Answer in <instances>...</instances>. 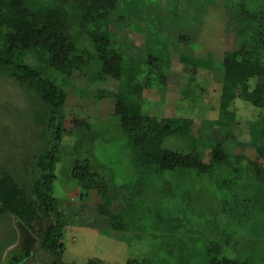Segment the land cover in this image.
<instances>
[{
    "label": "rangeland",
    "instance_id": "1",
    "mask_svg": "<svg viewBox=\"0 0 264 264\" xmlns=\"http://www.w3.org/2000/svg\"><path fill=\"white\" fill-rule=\"evenodd\" d=\"M34 1L53 5L68 0ZM243 9L252 15L264 12V0L118 1L108 18L115 46L126 58L142 62L143 69L149 55L159 57L165 76L164 87H144V113L159 121L192 120L195 133L204 134L203 161H211L216 144L227 161L209 173H158L140 166L114 115L110 94L118 90V81L90 84L86 73L74 71L64 89L61 138L50 136L52 123L47 128L54 159L49 165L53 198L31 197L21 221L34 235L54 225L53 239L63 249H57V261L36 245L22 264H124L129 258H144L149 264H206L205 248L211 241L222 244L220 257L264 264V74L238 89L229 127L218 115L224 56L245 55L255 37L252 20H243ZM29 53L25 65L36 71L46 68L48 59L41 50ZM257 89L259 105L243 99L245 91ZM100 90L108 94L99 97ZM32 96L30 89L0 73V162L29 180L31 157L43 144L38 128L46 125L41 121L44 112L35 113L40 103ZM163 147L186 151L190 145L172 135ZM74 158L93 165L107 182L111 199L76 184L70 173ZM100 184L98 180L93 187ZM10 223L0 218L2 263L16 243Z\"/></svg>",
    "mask_w": 264,
    "mask_h": 264
},
{
    "label": "trees",
    "instance_id": "2",
    "mask_svg": "<svg viewBox=\"0 0 264 264\" xmlns=\"http://www.w3.org/2000/svg\"><path fill=\"white\" fill-rule=\"evenodd\" d=\"M118 1L68 0L43 5L34 0H0V73H6L32 91L34 97L30 99L37 98L40 103L39 110L36 109L35 113L43 111L44 117L41 121L46 120V125L38 128V136L43 144L35 148L36 155L31 157V180L19 176L20 172L18 175L13 173L0 162V218H9L16 241L17 232L12 219L16 217L24 222L31 208L29 199L36 194L45 199L53 198L50 193L52 188L49 165L54 159L51 156L52 149L47 147V128L52 123L55 128L50 136L55 140L61 138L62 112L66 100L64 89L65 85H71L74 71L86 73L90 84L98 80L118 81V90L110 94L115 100L114 115L119 118V127L131 142L134 159L140 166L158 173L173 169L179 172L192 170L196 173H209L215 164L227 161L226 153L219 144L211 151V161L208 164L203 161L204 134L195 133L192 120L175 117L159 121L144 113V87H164L165 76L161 75L160 65L157 64L159 57L149 55L145 62L147 69H143L142 62L126 58L122 49L115 46L109 32L108 18L114 12ZM242 15L243 20L250 18L255 25V28L254 25L252 27L255 37L250 42L251 49L245 55L230 53L224 56L218 115L227 127L234 117L230 107L240 86L249 78L264 74V37L261 38L264 36V12L252 15L243 9ZM30 49L41 50L47 56L48 63L42 71H36L31 65L24 64L26 57L30 55ZM100 92L99 97L108 94L103 90ZM242 95L245 101L252 104L261 103L259 89L245 91ZM172 135L187 141L189 149L178 151L163 147L164 139ZM232 136L227 135L229 138H233ZM92 166L87 159L74 158L71 177H74L80 188H93L99 195L111 199L113 195L107 193V182ZM98 180H101V184L93 187ZM258 188L256 185V189ZM27 227L32 230L28 225ZM54 233L55 226L48 225L36 232L35 236L38 239V249L48 250L59 261L57 249H63V244L56 245ZM205 249L206 264H238L219 256L222 250L219 242L211 241ZM3 253L0 254V260ZM168 254L175 256L174 251ZM55 263L56 261L51 264ZM0 264L3 263L0 261ZM124 264L149 262L144 258H129Z\"/></svg>",
    "mask_w": 264,
    "mask_h": 264
},
{
    "label": "water",
    "instance_id": "3",
    "mask_svg": "<svg viewBox=\"0 0 264 264\" xmlns=\"http://www.w3.org/2000/svg\"><path fill=\"white\" fill-rule=\"evenodd\" d=\"M17 241L5 254L3 264H22L28 259L37 245V237L18 218H13ZM21 249V251H17Z\"/></svg>",
    "mask_w": 264,
    "mask_h": 264
},
{
    "label": "bare ground",
    "instance_id": "4",
    "mask_svg": "<svg viewBox=\"0 0 264 264\" xmlns=\"http://www.w3.org/2000/svg\"><path fill=\"white\" fill-rule=\"evenodd\" d=\"M17 251H21V249L17 250Z\"/></svg>",
    "mask_w": 264,
    "mask_h": 264
}]
</instances>
